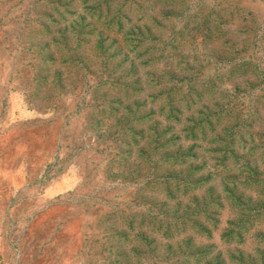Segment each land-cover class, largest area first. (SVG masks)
Instances as JSON below:
<instances>
[{
  "label": "rangeland",
  "instance_id": "374dc122",
  "mask_svg": "<svg viewBox=\"0 0 264 264\" xmlns=\"http://www.w3.org/2000/svg\"><path fill=\"white\" fill-rule=\"evenodd\" d=\"M0 235V264H264V0H0Z\"/></svg>",
  "mask_w": 264,
  "mask_h": 264
},
{
  "label": "bare ground",
  "instance_id": "6f19581e",
  "mask_svg": "<svg viewBox=\"0 0 264 264\" xmlns=\"http://www.w3.org/2000/svg\"><path fill=\"white\" fill-rule=\"evenodd\" d=\"M18 133H19V132H18ZM13 178H14V177H13ZM9 180H10V178H9ZM66 180H68V179H66ZM71 180H72V179H71ZM10 182H11V181H10ZM16 182H17V181H16ZM18 182H19V181H18ZM68 182H70V181H68ZM72 183H73V182H72ZM10 185H11V184H10ZM53 186H54V185H53ZM70 186H71V185H70ZM61 190H62V189H61ZM50 191H51V190H50ZM63 192H64V191H63ZM71 192H72V191H71ZM50 194H51V193H50ZM57 194H58V192H57ZM65 194H66V193H65ZM55 195H56V194H55ZM45 196H46V195H45ZM63 196H64V195H63ZM68 196H69V195H68ZM50 198H51V197H50ZM42 199H43V198H42ZM55 199H56V198H55ZM40 200H41V199H40ZM52 200H53V199H52ZM52 205H53V204H52ZM52 205H51V206H52ZM59 207H60V206H59ZM62 209H63V208H62ZM46 210H47V209H46ZM58 210H59V209H58ZM40 211H41V210H40ZM48 211H49V209H48ZM52 211H53V210H52ZM42 212H43V211H42ZM62 212H63V211H62ZM55 214H56V213H55ZM69 214H71V213H69ZM62 215H63V214H62ZM53 216H54V215H53ZM66 217H67V216H66ZM64 218H65V216H64ZM72 219H73V218H72ZM54 220H55V219H54ZM54 220H53V221H54ZM63 220H64V219H63ZM68 220H69V219H68ZM36 221H37V220H36ZM35 223H36V222H35ZM49 224H50V223H49ZM73 224H74V223H73ZM45 225H46V224H45ZM58 225H59V224H58ZM42 226H43V225H42ZM46 226H47V225H46ZM46 226H45V227H46ZM68 226H69V225H68ZM72 226H73V225H72ZM53 227H54V226H53ZM59 227H60V226H59ZM31 228H32V227H31ZM61 228H62V227H61ZM69 228H70V227H69ZM72 228H73V227H72ZM32 229H33V228H32ZM46 229H47V228H46ZM74 229H75V228H74ZM36 230H37V229H36ZM64 230H65V229H64ZM31 231H32V230H31ZM74 231H75V230H74ZM44 232H45V231H44ZM44 232H43V233H44ZM47 232H49V231H47ZM70 232H71V231H70ZM30 234H31V233H30ZM44 234H45V233H44ZM1 235H2V234H1ZM1 235H0V236H1ZM79 236H80V235H79ZM2 239H3V238H2ZM71 239H72V238H71ZM63 240H64V239H63ZM78 240H79V239H78ZM2 241H3V240H2ZM55 241H56V240H55ZM65 242H66V241H65ZM65 242H64V243H65ZM59 243H60V242H59ZM55 244H56V242H55ZM1 245H2V244H1ZM3 245H4V244H3ZM53 245H54V244H53ZM58 245H59V244H58ZM67 245H68V243H67ZM63 246H64V245H63ZM69 246H70V245H69ZM55 248H56V247H55ZM62 249H63V248H62ZM65 249H67V248L65 247ZM7 250H8V249H7ZM3 251H4V250H3ZM10 251H11V250H10ZM46 251H47V250H46ZM54 251H55V250H54ZM7 252H8V251H7ZM0 253H1V251H0ZM55 253H56V252H55ZM1 257H2V256H1ZM1 257H0V258H1ZM66 259H67V258H66ZM63 260H64V259H63ZM61 261H62V260H61Z\"/></svg>",
  "mask_w": 264,
  "mask_h": 264
}]
</instances>
